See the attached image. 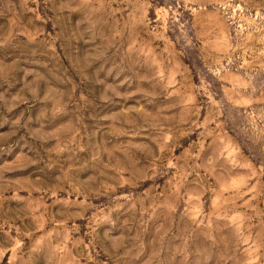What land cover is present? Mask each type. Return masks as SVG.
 <instances>
[{
    "label": "rangeland",
    "instance_id": "rangeland-1",
    "mask_svg": "<svg viewBox=\"0 0 264 264\" xmlns=\"http://www.w3.org/2000/svg\"><path fill=\"white\" fill-rule=\"evenodd\" d=\"M0 264H264V0H0Z\"/></svg>",
    "mask_w": 264,
    "mask_h": 264
}]
</instances>
